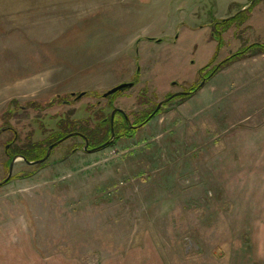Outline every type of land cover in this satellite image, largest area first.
<instances>
[{
  "label": "rangeland",
  "instance_id": "rangeland-1",
  "mask_svg": "<svg viewBox=\"0 0 264 264\" xmlns=\"http://www.w3.org/2000/svg\"><path fill=\"white\" fill-rule=\"evenodd\" d=\"M252 1L0 0V182L14 138L42 141L59 117L94 127L115 108L135 123L200 86L211 61L264 43V0L221 22ZM185 94L112 146L70 137L43 163L18 157L0 185V264L258 263L237 237L251 187L229 176L251 162L231 145L264 119V49Z\"/></svg>",
  "mask_w": 264,
  "mask_h": 264
},
{
  "label": "trees",
  "instance_id": "trees-1",
  "mask_svg": "<svg viewBox=\"0 0 264 264\" xmlns=\"http://www.w3.org/2000/svg\"><path fill=\"white\" fill-rule=\"evenodd\" d=\"M261 1L262 0H253L251 2V4H249L247 6L246 9L240 11V13H238L235 17L222 19L221 22H223V23L228 22V21L236 18L238 15L241 16L242 13H244L243 18H242L243 20L241 21V24L244 23L246 20H248L250 18V14H245V12L248 11L251 13L252 9ZM222 34H223V32L220 34L214 33V37H216V39L219 41V48H221V46H222V41H223L222 40ZM253 46H256V48L264 49V43L252 44V45L248 46L244 51L232 54L230 57H228L224 61H221L219 64L215 65L214 67L212 66L213 61H211L207 66L201 68L200 74L202 76H204L208 81L209 79L212 78V76H214L227 63H229L230 61L240 57L241 55H243L247 51H250ZM241 53H243V54H241ZM199 89H200V86H198V85L194 86L192 88H189L188 91H191V92L188 94H185V96L186 95H192V94L196 93ZM110 97H112V95H110L109 98ZM178 97H180V95L173 97L170 101L164 103V105L161 107V109L159 111H157L155 113V115H152V114L155 111L157 106L153 109V111L150 112L149 115L147 114V116L141 117V119L139 121L132 123L136 127L130 126V121L126 118V115H125L126 113H123L121 111H117L115 114V122H114V128L116 131L115 139L116 138L119 139L121 137H133V136H135V133L137 132L140 124H144V126L146 124H148L156 115L163 112L162 108H164L167 104H169L173 99L178 98ZM36 104L37 103H34V106L39 107ZM111 115H112V113H111ZM111 115H110V117L100 116L101 118H100L98 125H96L94 127L91 126V123L89 120L79 121V120H75L72 118H68V116L66 119H64V118L62 119V117H59L58 122H57V128L52 129L50 131H47V129H46L44 132L46 134L45 139L42 141H38L37 143H33V142L32 143L31 142L26 143L25 142L26 144L24 143L21 146H16V144H15L16 140L14 138L13 139L14 142L12 141L13 143L9 147V150H8V155H9L8 165L10 166V163H11L13 157L17 156V155L18 156L19 155L24 156L29 161H37V160L44 158L46 156L48 148L51 144H53L54 142L62 139L63 137H65L66 135L71 134V133H77L78 132V134H74L72 137L81 138L84 140V142H85V139L83 136H86L89 140V149L99 147V146L103 145L104 143H106L107 141L111 140V138H112ZM151 115H152V117H150ZM105 127L108 128L107 131H106ZM115 139L111 140V142L107 146L114 145ZM57 146H55L54 149ZM84 146H85V144H84ZM11 180H12V178H10L6 183L10 182Z\"/></svg>",
  "mask_w": 264,
  "mask_h": 264
},
{
  "label": "crops",
  "instance_id": "crops-1",
  "mask_svg": "<svg viewBox=\"0 0 264 264\" xmlns=\"http://www.w3.org/2000/svg\"><path fill=\"white\" fill-rule=\"evenodd\" d=\"M241 138L237 137L236 144H232L231 147L234 148L237 146L238 155H240V146L244 148L243 156L251 155V162L244 169L242 175H234L232 171L229 178L231 181L239 182L242 180L246 183L251 182L250 184L245 183L242 185V187L246 188L251 187L250 192L244 188L249 195L242 203L252 204L253 212L251 228H248L247 231L240 232L237 237H241L243 234L245 236L249 235L250 245L248 246H251L254 253L253 261L257 260L258 263L255 264H264V119L256 124L255 127L251 128V130L247 131L245 136ZM244 140L246 141L243 143ZM229 145L228 143L227 148H225L226 151H229ZM247 213L250 212L244 213L245 219H247ZM241 219L238 220L239 224Z\"/></svg>",
  "mask_w": 264,
  "mask_h": 264
},
{
  "label": "water",
  "instance_id": "water-1",
  "mask_svg": "<svg viewBox=\"0 0 264 264\" xmlns=\"http://www.w3.org/2000/svg\"><path fill=\"white\" fill-rule=\"evenodd\" d=\"M244 9H246V7H245ZM205 83H206V80H204V81L200 84V87H202ZM134 85H135V82H125V83H121V84H119V85L113 87L112 89L108 90L107 92H105L103 96L107 98L108 96H110V95H112V94H115V93H117V92H119V91H122V90H125V89H127V88H131V87H133ZM84 94H85V93H81V94L79 95V97L83 96ZM177 94H185V92L176 93V94H174V95H177ZM174 95H172L171 97L166 98L165 100L161 101V102L158 104V106H157L156 110L154 111V113H156V112H157V111H158V110L164 105V103L167 102L168 100H170ZM117 111H121V112L124 113V111H123L122 109H119V108H115V109L113 110V112H112V115H111L112 139H111V140H113V139L115 138V136H116V132H115V128H114V122H115V114H116ZM125 115H126V114H125ZM126 118L128 119V116H127V115H126ZM143 125H144V124H140L139 126H143ZM130 126H132V127H136V126H134L132 123H130ZM74 134H78V132H77V133H71V134H68V135H66L65 137H63L62 139H60V140L54 142L53 144H51V145L49 146V148H48V151H47L46 156H45L44 158L40 159V160H37V161H29V160H27L24 156H21V155H19V156H18V155H17V156H14L13 159H12V161H11V163H10L9 175L7 176L6 179H4V181L0 182V185L5 184V183H6V182L12 177V174H13V168H14V163H15V161L17 160L18 157L23 158L26 162H28V163H30V164H39V163H43V162H45V161L50 157L51 152H52V150L54 149L55 146H57L58 144L62 143V142L65 141V140H67L68 138L72 137ZM83 137H84L85 142H86L84 148H85V150H90V151H92V150H99V149L105 148V147H106L107 145H109V143L111 142V140H109V141H107L106 143H104L103 145H101V146H99V147H96V148H93V149H89V140H88V138H87L86 136H83Z\"/></svg>",
  "mask_w": 264,
  "mask_h": 264
},
{
  "label": "flooded vegetation",
  "instance_id": "flooded-vegetation-1",
  "mask_svg": "<svg viewBox=\"0 0 264 264\" xmlns=\"http://www.w3.org/2000/svg\"><path fill=\"white\" fill-rule=\"evenodd\" d=\"M247 8V7H246ZM204 80H206L207 81V79L203 76V79H202V81L201 82H203ZM183 92V91H182ZM191 91H185V93H190Z\"/></svg>",
  "mask_w": 264,
  "mask_h": 264
}]
</instances>
